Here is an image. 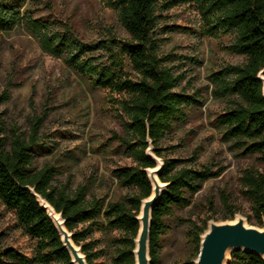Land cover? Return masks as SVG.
<instances>
[{
	"label": "trees",
	"instance_id": "trees-1",
	"mask_svg": "<svg viewBox=\"0 0 264 264\" xmlns=\"http://www.w3.org/2000/svg\"><path fill=\"white\" fill-rule=\"evenodd\" d=\"M23 0H0V33H10L24 23L20 14ZM116 12L119 24L129 38L109 35L97 42L81 41L67 24L53 28V22L28 19L26 23L40 42L44 54L63 61L64 65L87 78L93 89L117 96L114 103L123 121L124 136H115L135 166L116 170L120 186L134 189L135 196L114 202L89 197L88 187L71 189L57 183V171L52 166L34 168L40 149L46 148L41 129L43 120L31 121L29 133L13 130L6 136L0 114V202L10 211L26 236L36 242V254L29 259L16 249L3 244L0 234V264H72V258L48 213L35 195L45 200L62 216L72 234L73 243L81 248L87 264H96L102 257L97 250L95 234L117 232L112 242L113 264H135V240L139 232L137 217L142 201L152 195V184L146 170L158 165L147 155L163 159L161 142L174 125L186 119V109L199 103L198 92L190 94L182 87L185 76L173 66V55L161 52L159 25L162 12L181 4L196 3L203 10L209 25L208 34L233 35L228 49L244 58L239 65H227L210 75L219 99L229 98V106L215 116L214 125L222 139L240 157L256 158L264 166V83L259 74L264 71V0H101ZM173 31V29L171 30ZM10 99L0 95V107ZM183 160H163L159 180L167 188L154 207L150 232L151 264H159L160 242L165 230L164 218L174 208L190 205L204 183L219 177L221 171L211 166L194 168L181 166ZM241 193L249 202V214L243 216L252 226L264 227V172L253 167L242 171ZM228 215L237 214L228 197H224ZM211 204V202H210ZM207 230L192 224L191 240L194 256L184 264H194L201 237ZM228 264H264L261 257L234 252Z\"/></svg>",
	"mask_w": 264,
	"mask_h": 264
},
{
	"label": "rangeland",
	"instance_id": "rangeland-1",
	"mask_svg": "<svg viewBox=\"0 0 264 264\" xmlns=\"http://www.w3.org/2000/svg\"><path fill=\"white\" fill-rule=\"evenodd\" d=\"M20 14L24 23L10 33H0V95L10 96L0 107L6 136L13 130L29 133L31 121L41 118V134L47 147L36 156L35 169L54 167L58 184H69L71 189L88 187L91 198L114 202L137 195L136 190L121 187L115 174L120 168L135 166L133 158L115 139L125 134L113 101L118 97L93 89L87 78L67 68L62 60L44 54L26 23L28 19H40L53 22L56 29L62 23L67 24L85 43L109 35L129 38L119 24L118 15L101 0H23ZM208 29L203 10L196 3L162 12L161 52L175 56L173 66L185 76L182 87L190 94L198 92L200 97H196L198 104L186 109V119L176 123L161 142L164 156L161 162L183 160L181 166H211L222 173L189 197V206L174 208L164 218L159 264H184L194 256L192 224L207 222L208 227L209 222H227L224 197H228L237 214L247 216L250 205L241 193V173L249 167L264 172V166L256 158L240 157L214 125L215 116L229 106L231 99L214 95L210 75L227 65L242 64L244 58L228 49L233 35L210 36ZM246 221L252 226V222ZM2 233L5 246L34 258L36 242L24 234L15 216L0 202ZM117 236V232L95 234L94 238L99 240L97 250L103 252L96 264H113L111 242Z\"/></svg>",
	"mask_w": 264,
	"mask_h": 264
},
{
	"label": "water",
	"instance_id": "water-1",
	"mask_svg": "<svg viewBox=\"0 0 264 264\" xmlns=\"http://www.w3.org/2000/svg\"><path fill=\"white\" fill-rule=\"evenodd\" d=\"M259 79L264 83V71L259 74ZM147 155L158 166L154 169L146 170L152 184V195L142 201L140 214L137 217L140 228L133 252L135 264H151L150 232L152 212L168 186L161 183L158 177L163 167L161 159L153 154L152 148L147 150ZM35 196L57 228L64 247L70 253L72 264H87L81 248L73 243L72 234L66 229L62 216L57 214L40 196ZM234 252H246L264 259V229L248 225L242 215H236L234 221L208 223L207 230L201 237L199 253L194 264H228Z\"/></svg>",
	"mask_w": 264,
	"mask_h": 264
},
{
	"label": "bare ground",
	"instance_id": "bare-ground-1",
	"mask_svg": "<svg viewBox=\"0 0 264 264\" xmlns=\"http://www.w3.org/2000/svg\"><path fill=\"white\" fill-rule=\"evenodd\" d=\"M58 218V216H56Z\"/></svg>",
	"mask_w": 264,
	"mask_h": 264
}]
</instances>
